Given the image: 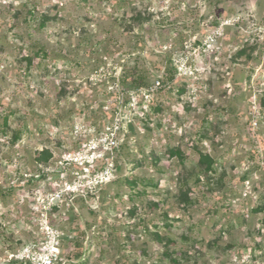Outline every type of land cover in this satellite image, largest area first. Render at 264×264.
<instances>
[{
	"label": "rangeland",
	"instance_id": "374dc122",
	"mask_svg": "<svg viewBox=\"0 0 264 264\" xmlns=\"http://www.w3.org/2000/svg\"><path fill=\"white\" fill-rule=\"evenodd\" d=\"M263 97L264 0H0V264H264Z\"/></svg>",
	"mask_w": 264,
	"mask_h": 264
},
{
	"label": "trees",
	"instance_id": "16d2710c",
	"mask_svg": "<svg viewBox=\"0 0 264 264\" xmlns=\"http://www.w3.org/2000/svg\"><path fill=\"white\" fill-rule=\"evenodd\" d=\"M47 18H43V20L41 21L39 27L43 28L45 25V21ZM39 55H41L42 57H46L47 53L41 48L37 51V53H35V56L38 57ZM25 61H27L30 64V59L26 58ZM171 64V62H170ZM170 71L169 74H166V78L165 81L167 83H172L173 82V78H174V70H168ZM126 77L124 76L122 79L123 81H128V79H130V84L132 87L138 86V85H143L145 86L144 83L139 82V79L135 77L134 74H125ZM261 107L264 109V97L261 99L260 102ZM7 120H4V125H6ZM15 140L20 138V134L16 133L15 135ZM168 153L171 157L174 156H178L179 158H181V154L178 150H174V149H169ZM42 159L45 161L48 159L49 154L47 152H44L42 154ZM212 164L213 161L212 159L206 155V154H199V160H198V165L200 168H203V171L205 173H207L208 171L212 170ZM247 174H245V176H243L242 181H245L247 179ZM125 183L127 185H130L132 187H135L137 183H140L142 186L147 187H157V184L153 182L152 179L149 180H145V179H137V178H133L132 180H129L128 178L124 179ZM253 212H257V210H254ZM153 237V240L158 242V243H162L163 241H166L167 243H169L171 240L168 238H165L163 236H161L158 232H155L154 234H150ZM66 241L71 242L72 244V248L69 251L68 255H67V262L65 264H84V261L82 260L84 257V250H83V243H84V233L83 232H78L77 234H75V236L73 238H70L69 236H64V238ZM173 263L176 264V261L173 260ZM25 264H30L29 261H26ZM55 264H61V261L59 260L58 262H56Z\"/></svg>",
	"mask_w": 264,
	"mask_h": 264
},
{
	"label": "built area",
	"instance_id": "2783aa9c",
	"mask_svg": "<svg viewBox=\"0 0 264 264\" xmlns=\"http://www.w3.org/2000/svg\"><path fill=\"white\" fill-rule=\"evenodd\" d=\"M221 28L217 29L210 35H208L203 42V48L208 50V49H219L217 46V39L218 36H220L221 33ZM160 86L159 82H156L154 88H158ZM146 98L148 95L145 96ZM109 131V130H108ZM106 138L100 137L96 141V146H94V152L98 153V149L103 146V148L106 146L108 147V150H117L118 149V144L119 140L116 137L114 132L106 133ZM29 255V256H28ZM21 261H24V264L26 261H29L30 264H55L56 262L59 261V253L58 249L55 246L50 247L46 252L43 254H27L25 258H21Z\"/></svg>",
	"mask_w": 264,
	"mask_h": 264
}]
</instances>
